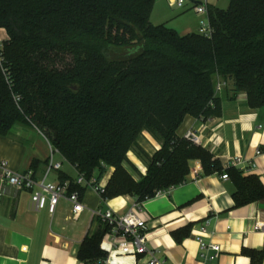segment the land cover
<instances>
[{"label":"trees","instance_id":"trees-1","mask_svg":"<svg viewBox=\"0 0 264 264\" xmlns=\"http://www.w3.org/2000/svg\"><path fill=\"white\" fill-rule=\"evenodd\" d=\"M155 0H0V136L33 127L97 188L114 173L103 201L130 195L138 204L182 185L190 163L204 175L228 174L235 206L264 199L258 176L223 167L209 151L177 134L186 117L209 119L219 105V81H232L252 108L264 109V0H231L208 8L214 32L181 36L153 25ZM17 98L19 101H17ZM144 132L161 148L152 156L139 144ZM136 152L147 161L139 174ZM126 166L137 173L136 179ZM69 192L84 196L66 175ZM108 227L101 222L80 246L93 263Z\"/></svg>","mask_w":264,"mask_h":264},{"label":"crops","instance_id":"crops-1","mask_svg":"<svg viewBox=\"0 0 264 264\" xmlns=\"http://www.w3.org/2000/svg\"><path fill=\"white\" fill-rule=\"evenodd\" d=\"M204 2L208 8L225 10L228 1L193 0L184 8L193 14L186 11L172 28L164 25L181 36L199 34V16L194 14L193 7ZM153 20L155 24L162 22L155 14L151 16ZM3 31L6 37L2 43L8 40L5 29H0V34ZM219 84L222 85L217 92L219 105L216 115L203 121L207 129L202 134L201 147L223 167L234 166L245 177L258 176L264 185V109L252 108L245 92L235 94L232 81L220 80ZM201 123L199 119L186 117L178 136L182 138ZM144 135L150 151L142 142L139 144L152 156L161 145L149 134ZM51 149L49 141L33 127L16 126L9 136H0V161L16 172L32 170L38 181L47 175ZM129 155L130 162L146 174L147 167L142 169V163ZM54 162L62 168L52 170L47 182L59 184L61 175L75 182L78 172L74 167L61 155L58 161L54 155ZM114 170L108 169L98 187L106 188ZM235 190L230 179L223 180L219 174L206 176L201 162L192 161L185 183L139 204L141 212L134 208L138 203L130 195L104 202L96 188H87L83 196L85 210L74 219L72 205L65 199L60 200L53 216L47 209L36 211L31 192L9 185L0 170V264H106L102 250L105 256L93 263L82 262L77 256L84 240L101 226L93 212L106 209L118 214L137 211L148 223L150 248L166 264H264V233L255 230L257 223H264V199L236 207ZM200 238L220 246L216 260L205 261ZM145 262L144 257H114L110 264Z\"/></svg>","mask_w":264,"mask_h":264},{"label":"built area","instance_id":"built-area-1","mask_svg":"<svg viewBox=\"0 0 264 264\" xmlns=\"http://www.w3.org/2000/svg\"><path fill=\"white\" fill-rule=\"evenodd\" d=\"M189 0H169L170 6L173 8L184 9ZM193 10L195 13L203 15L208 14V5L206 2L200 5H194ZM213 28L209 20L208 24H202L199 34L211 38L213 35ZM222 87L218 85L217 91ZM17 101L19 99L17 98ZM202 123L198 128L188 130L183 139L190 142L195 146H202V134L207 129V125L203 119H199ZM58 152L51 149V156L49 159V168L46 177L38 181L32 170L26 172H16L8 167L5 161H0V170L3 173L4 180L11 186L19 189H24L31 192L32 205L36 211L47 209L50 215L56 213L57 206L61 199L67 200L72 205V217L78 218L85 210L83 197L79 192H69V182L54 184L47 182L46 178L52 170H60L62 165L54 162V155ZM230 167L226 166L225 168ZM223 180H229L228 174L221 175ZM76 185L93 188L96 180L93 178L88 181L83 175L78 174L75 180ZM98 194L102 198L105 188H96ZM159 192L157 195H160ZM103 200V199H102ZM105 202V201H104ZM138 212H141V207L136 204L134 207ZM134 209L125 214H118L112 209L97 210L93 212V217L100 220L108 227V232L104 235L100 248L106 254V264H110L114 257H144L146 262L144 264H166L164 260L156 256L154 249L149 246L148 230L149 226L147 221L142 218ZM255 230L264 233V223H257ZM203 258L205 261L216 260L220 253L221 248L216 244H208L202 238L199 240ZM213 254H209V253Z\"/></svg>","mask_w":264,"mask_h":264},{"label":"rangeland","instance_id":"rangeland-1","mask_svg":"<svg viewBox=\"0 0 264 264\" xmlns=\"http://www.w3.org/2000/svg\"><path fill=\"white\" fill-rule=\"evenodd\" d=\"M192 1L193 0H189L188 3L190 4V3H192ZM227 1H228L227 4H226L227 6H225V8H224L225 10H227L229 8V6H230V0H227ZM186 11L188 13L189 12H192V11H189L188 9L179 10L178 8L171 7L170 6V3H169V0H155V5H154V8H153L152 14H155V18L160 19V21H162L161 22L162 24H167L169 27L172 28L173 26H175L181 20L182 15H184V14L187 13ZM152 14H151V16H152ZM192 14H193V12H192ZM194 14L197 15V16H199V31H200V28H201L203 22L206 23V24H208L207 14H203V15H200V14H197V13H194ZM155 22H156V20H153V22L151 21V23L154 24V25L161 24L160 22L158 24H155ZM5 37H6V33H5V31H3L2 35L0 34V44H2V41H3V39ZM144 134H149V133L144 132L142 134L139 142H142L143 146L150 151L149 142L146 140ZM129 154L131 155V158L133 160H135L134 157H136L142 163V165H140V167L142 169L144 167H147V161H146V158H144V156L139 155L138 153H136L134 151L130 152ZM59 155L60 154H58L57 152L55 153V160L56 161L59 160ZM64 167H65V165H64ZM126 168L132 174V176H134L136 179H139V176L134 171H132L131 169H129L128 166H126ZM138 172L142 176L145 175V174H142L139 170H138Z\"/></svg>","mask_w":264,"mask_h":264}]
</instances>
